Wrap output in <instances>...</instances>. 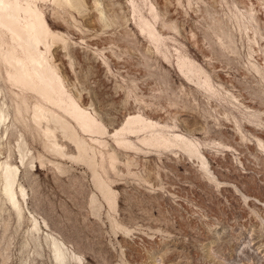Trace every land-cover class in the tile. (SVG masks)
<instances>
[{
  "label": "rangeland",
  "instance_id": "obj_1",
  "mask_svg": "<svg viewBox=\"0 0 264 264\" xmlns=\"http://www.w3.org/2000/svg\"><path fill=\"white\" fill-rule=\"evenodd\" d=\"M95 1L104 10L102 21ZM132 1L84 0L81 14L73 13L80 28L54 20L46 8L52 28L71 45L53 48L66 86L109 133L140 113L197 140L207 170L179 148L134 151L104 136L108 145L104 151L97 146V155L118 158L108 175L118 195L113 212L86 165L45 152L38 134L16 121L12 94L0 82V105L7 104L12 126L9 133L0 131V163L21 167L19 184L28 193L20 220L0 190V264H57L47 233L83 257L68 264H264V72L252 67L258 63L264 70V0H150L160 13L158 27H178L162 31L171 51L173 37L210 74L216 95L188 81L176 57L149 41ZM250 9L258 26L248 21ZM218 21L233 36V50L222 55L209 38L216 40ZM227 93L239 102L232 105ZM23 139L30 155L44 156V165L21 164ZM93 195L102 203L99 211ZM30 213L44 233L32 232Z\"/></svg>",
  "mask_w": 264,
  "mask_h": 264
},
{
  "label": "bare ground",
  "instance_id": "obj_2",
  "mask_svg": "<svg viewBox=\"0 0 264 264\" xmlns=\"http://www.w3.org/2000/svg\"><path fill=\"white\" fill-rule=\"evenodd\" d=\"M140 1V2H139ZM203 1V0H198ZM84 0H0V82L12 94L16 121L21 122L26 128H32L40 139L43 150L58 159L86 165L92 173L94 185L100 193L103 201L110 210L117 212L118 195L111 186L109 171H116L118 158L114 153L103 152L108 143L103 138L109 136L120 146L140 151L142 147L154 148L159 151H172L179 148L201 161L207 170V159L202 152L197 140L180 134L173 128L154 121L145 114L130 115L125 123L113 133L107 131L106 126L88 108L81 103L66 86L65 77L62 74L53 48L61 44L64 49L71 47L66 34L52 28L46 8L52 9L53 19L63 21L68 27L80 28L73 13L81 14ZM132 6L138 16L137 26L141 32L162 53H172L176 57L177 66L182 75L201 90L216 95L218 90L210 74L191 56L183 50L179 42L172 37V51L168 43L170 38L163 34L164 28L179 32L175 23H163L157 26L160 13L155 4L150 0H133ZM147 8V13L143 10ZM95 9L100 21L104 18V10L95 1ZM248 21L255 22L258 26L260 20L253 9L247 12ZM237 20H240L236 16ZM213 29L216 40H212L213 50L222 55L224 49H232L233 36L229 34L218 21ZM247 27V26H246ZM257 30L254 31L256 36ZM125 38L130 34L126 33ZM252 67L258 73L264 72L258 63H252ZM4 88L0 84V96ZM228 94V93H227ZM232 105L239 99L228 94ZM7 104L0 105V131L9 133L12 126L7 125L10 117ZM137 142H136V141ZM77 151L75 155L68 150V143ZM139 145H138V144ZM97 146L101 147L100 156L97 155ZM20 161L28 169L35 167L38 160L40 165L45 164L44 156L30 155L25 139L18 143ZM57 170L62 171L63 166L58 162H52ZM21 167L9 161L0 163V190L3 201L7 202L18 218H25L23 202H27L28 193L19 184ZM91 204L98 211L102 207L98 196L93 195ZM32 224V232H45L42 223L36 216L30 213L28 217ZM112 220V218L110 217ZM113 221V220H112ZM117 228L120 226L113 222ZM46 227H48L45 222ZM54 252L57 264H68L72 259L77 263L83 261V257L71 250L66 242L53 233H47Z\"/></svg>",
  "mask_w": 264,
  "mask_h": 264
}]
</instances>
